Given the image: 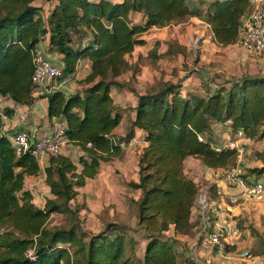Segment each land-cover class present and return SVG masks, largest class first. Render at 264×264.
<instances>
[{"label": "trees", "instance_id": "obj_1", "mask_svg": "<svg viewBox=\"0 0 264 264\" xmlns=\"http://www.w3.org/2000/svg\"><path fill=\"white\" fill-rule=\"evenodd\" d=\"M49 1L44 15L35 0H0V96L22 106L44 98L47 120L64 122L66 144L79 154L75 159L62 151L49 154L43 167L30 150L17 154L10 139L19 130L4 129L5 118L14 111L5 103L0 113V264H178L177 236L192 235L191 213L200 191L185 173V160L195 157L203 168L215 171L234 164L233 149H217L216 123L233 133L242 130L252 141L264 139V71L210 76L198 52L178 40L165 41L166 49L158 52L161 42L156 40L147 52L151 62L178 55L190 74L140 92L123 79L130 72L132 81L138 72L127 57L147 43L142 36L152 27L187 17L207 24L217 45L235 44L249 0ZM38 47L48 56H60L54 80L71 79L76 89L51 88L52 80L47 92L35 95L32 59ZM81 60L89 61V71L76 78ZM193 72L199 74L201 92L183 89ZM122 89L136 97V104L126 134L115 141L113 130L128 108L118 105L111 93ZM136 130L145 145L137 158V181L129 183L140 193L134 228L114 220L97 231L84 228L80 189L97 176L102 162L121 154V143L129 144ZM260 158L264 161V154ZM249 171L263 174L264 162ZM39 174L50 195L43 207L33 203L25 187L27 177ZM209 189L215 200L216 184ZM52 214L65 215L68 223L50 225ZM238 222L257 236L262 254L264 226ZM170 229L173 235H168Z\"/></svg>", "mask_w": 264, "mask_h": 264}, {"label": "rangeland", "instance_id": "obj_2", "mask_svg": "<svg viewBox=\"0 0 264 264\" xmlns=\"http://www.w3.org/2000/svg\"><path fill=\"white\" fill-rule=\"evenodd\" d=\"M133 20H138V15ZM188 20L189 17L175 20L169 25L153 27L145 32L143 38L148 40V43L137 47L127 57L128 61L136 65L138 69L136 77L131 81L130 72H128L123 78L125 80L129 79L134 88L143 92L162 80L170 79L176 81L184 78L186 74H190L182 68V57L178 55L171 60L166 57L161 58L156 64L151 62L147 52L156 39L162 41L158 52L166 49L164 42L167 40H178L192 50L193 53L198 52L200 59L205 62L206 71L210 76L221 74L223 76L239 77L244 74H257L264 71V53L261 56H251L237 46H219L212 41V38H206L207 35L201 37L202 33L199 30L200 26H202L201 22ZM188 57L189 61H191L192 56L189 54ZM78 73L80 74L79 77L84 76L86 73L84 66L79 68ZM198 83L199 74L193 72L183 81V89L190 88L201 92L198 89ZM69 87L75 88L77 85L76 83H70ZM126 92L129 96V92ZM127 95H125V100H128ZM213 131L214 136L220 142L235 139V134L223 124L216 123L213 126ZM246 147L252 152L250 161L243 165L246 175L260 177L264 182V173L257 174L249 171L252 168H262L263 166L264 161L260 158V154H264V139L248 143ZM100 168L101 175L88 180L86 185L80 189L77 197V202L86 206V210L79 213L82 226L97 231L107 222L114 220L134 228L136 224L135 200L140 193L132 189L129 183L137 179L135 154L121 153L108 162H102ZM185 170L187 171V176L193 178L199 184V195L205 194L207 188L214 181H218L221 178L217 172H207L194 163L186 164ZM31 184L34 187L39 186V182H31ZM39 193L44 195L42 190ZM199 195L196 201H199ZM241 202L239 200V203L233 207L235 216L238 219L246 220L247 223L253 224L257 228L264 226V199ZM196 206L200 208L198 202ZM195 214L199 216L198 213L195 212ZM193 222L195 227H199L198 218L194 219ZM67 223L68 218L62 214H52L49 221L50 225H66ZM246 228L249 229V227ZM194 232L192 241H182L177 238L178 244H176V248L180 252L178 264H189V262H197V264H264V252L262 254L257 252V236L243 237L240 242H245L237 245L235 251L226 257L222 254H217L214 250L210 252L203 251L200 244H198L200 229L195 228ZM168 235H173L172 229H170ZM263 249V246L260 247V251ZM243 251H249L253 258L244 260L241 257Z\"/></svg>", "mask_w": 264, "mask_h": 264}, {"label": "built area", "instance_id": "obj_3", "mask_svg": "<svg viewBox=\"0 0 264 264\" xmlns=\"http://www.w3.org/2000/svg\"><path fill=\"white\" fill-rule=\"evenodd\" d=\"M250 10L243 18L239 29L235 46L241 48L251 56H261L264 53V0H249ZM34 72L32 83L38 87L47 81H52L60 73V67L54 64L43 47H38L33 54ZM5 106V99L0 96V113ZM235 139L227 142H220V147H229L234 150V164L220 170L219 175L229 193L217 192L218 200H211L210 189L207 188L205 194L199 195L198 204L203 212H211L214 220L209 224L205 222L203 228V239L200 244L204 250H209L211 246L216 248L218 254H223L228 247H237L241 239L246 237L250 230L241 227L237 217L233 213V207L239 203L252 200L264 199V182L262 178L254 175L247 176L243 168L252 156L251 150L246 145L253 141L247 138L242 130H238ZM201 139V137H199ZM11 144L17 154L30 150L31 155L38 160L49 154H58L66 144L64 136V122L55 119L51 125L50 133L32 140L27 131L20 130L11 139ZM242 141V142H241ZM241 257L244 260H251L252 254L243 251Z\"/></svg>", "mask_w": 264, "mask_h": 264}, {"label": "crops", "instance_id": "obj_4", "mask_svg": "<svg viewBox=\"0 0 264 264\" xmlns=\"http://www.w3.org/2000/svg\"><path fill=\"white\" fill-rule=\"evenodd\" d=\"M111 1H120V0H111ZM34 4L36 6H41L43 8V14L46 15L47 14V10L50 7V5L52 4L51 1L49 0H35ZM199 21L202 23V26H200L199 30L201 31V37L202 36H206V38L210 39L212 38V33L209 30V27L207 24L203 23L200 19H198L197 17H189L188 21ZM153 28V27H152ZM143 37V36H142ZM157 40V39H156ZM155 40V41H156ZM154 41V42H155ZM160 41V40H159ZM213 41V39H212ZM162 43V41H160ZM214 42V41H213ZM46 41L45 42H41V44L45 47L46 46ZM148 43V40H147ZM146 43V44H147ZM145 44V45H146ZM144 46V45H143ZM228 46H235V44H231ZM140 47V46H137ZM136 47V48H137ZM152 47V46H151ZM135 48V49H136ZM134 52V51H133ZM132 52V53H133ZM49 57L51 59V61L55 64H60V56L55 54V53H49ZM89 61L87 60H81L78 63V68H77V73H76V78H82L79 77V68L81 66H84V70L86 71V73L89 71ZM85 73V74H86ZM84 74V75H85ZM124 79V78H123ZM51 81H47L44 84L40 85L37 87V92L35 93V95L38 94H43L45 92H47L49 90L48 85L50 84ZM70 83H74L71 79L68 80H61V81H53L51 88H65L69 91H72L75 88H70L69 85ZM50 88V89H51ZM128 90L126 89H122V90H113L112 91V97L114 98V101L120 105L122 108H128L127 111L125 112V114L123 115L120 124L113 130L114 133V140H118L121 137H123L128 129V126L130 124V122L133 120L134 118V111H132V108L135 106L136 104V97L129 92V96L127 95ZM125 95H127V99L125 100ZM128 101H130V103H128ZM5 103L8 107L12 108L14 111L11 115V117H6L4 120V129L5 130H25L27 132H29L32 140H37L40 137L46 136L50 133L51 130V125L54 122V120L52 122H49L47 120L46 114V100L44 98L42 99H37L35 100V102L30 105V106H22V105H15L12 101L10 100H5ZM142 133L139 130H136L135 132V136L133 139L130 140L129 144H125V143H121V149L122 152L121 153H128V154H135V158H136V167L138 170V166H137V158H138V154L140 153L141 149L144 147L145 143L142 141ZM62 152H64L65 154H69L71 156L72 159H75V157L79 154V151L77 148H69L67 144H65L63 146ZM47 162V156H44L41 160H39V164L43 167ZM108 162V161H107ZM191 163L197 164L199 167H202L200 164V160L195 158V157H188L185 160V165H190ZM101 167V165H100ZM203 168V167H202ZM205 169V168H203ZM101 168H99V173L97 174V176L101 175L100 173ZM207 172L208 171H213V172H217L219 175V170L215 171L212 169H205ZM185 173L187 174V171L185 170ZM210 174V173H208ZM96 176V177H97ZM95 177V178H96ZM260 178V177H257ZM94 179V178H93ZM91 180V179H88ZM87 180V181H88ZM137 181V179L135 180ZM31 182H39V186L37 185L36 187H34ZM213 183L216 184L217 186V192H223V193H229L230 190L225 186L224 181L220 178V180L218 181H214ZM25 187L27 189H29L33 195V203L35 205H37L38 207H43L44 206V202H45V198L49 195V190L47 188V186L44 184V177L42 174H39L37 176H30L27 177L25 180ZM42 188V189H41ZM42 190L43 194H40L39 191ZM218 195V194H217ZM219 198L217 196V198L215 199V201H217ZM197 204V201H196ZM200 210V211H199ZM198 213L199 216L197 214ZM198 218V226L199 227H195L193 226V233L192 235L189 236H177L178 239L182 240V241H192V237L195 234L194 230L195 228L198 230L200 229L199 232V236H198V244L202 243V239H203V231H204V224L205 222L209 224V227L211 225V223L214 220V216L211 212H203L201 210V208H197V206H194V208L192 209V213H191V221L193 222L194 219ZM238 219V218H237ZM194 224V222H193ZM251 232L248 233L246 235L247 238L251 237ZM245 241L240 242L239 244L243 243ZM231 248V247H229ZM203 249V248H202ZM214 250L216 253V248L214 246H211V248L209 250H205L206 252H210ZM204 251V249H203ZM233 251L230 252H223L222 255L224 256H229L232 254ZM218 254V253H217ZM189 264H197V262H189Z\"/></svg>", "mask_w": 264, "mask_h": 264}]
</instances>
